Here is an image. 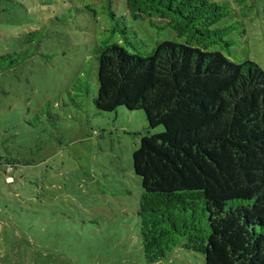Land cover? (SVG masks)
<instances>
[{
    "label": "rangeland",
    "instance_id": "374dc122",
    "mask_svg": "<svg viewBox=\"0 0 264 264\" xmlns=\"http://www.w3.org/2000/svg\"><path fill=\"white\" fill-rule=\"evenodd\" d=\"M216 1L230 7L217 24L229 27L226 55L264 69V0ZM110 11L143 54L164 40L184 42L166 26L132 19L124 0H0V55L34 51L0 71V155L18 160L10 176L0 170V264H204L181 245L146 262L132 155L142 135L163 127L149 130L139 110L97 114L94 91L81 90L85 81L97 88L96 49L109 35ZM35 30L46 38L30 45Z\"/></svg>",
    "mask_w": 264,
    "mask_h": 264
},
{
    "label": "trees",
    "instance_id": "16d2710c",
    "mask_svg": "<svg viewBox=\"0 0 264 264\" xmlns=\"http://www.w3.org/2000/svg\"><path fill=\"white\" fill-rule=\"evenodd\" d=\"M124 1L132 19L184 39L164 40L143 54L110 11L109 35L96 49L97 88L88 81L81 86L83 95L94 91L97 114L139 110L149 130L163 127L142 135L132 155L141 178L144 259L157 262L181 245L201 254L204 264H264V69L226 55L229 27L217 26L230 12L226 1ZM45 38L35 30L25 42ZM33 52L0 55V71ZM17 162L7 151L0 170L10 176Z\"/></svg>",
    "mask_w": 264,
    "mask_h": 264
}]
</instances>
